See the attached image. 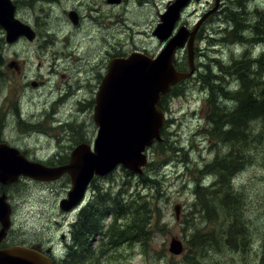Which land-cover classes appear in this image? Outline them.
Returning <instances> with one entry per match:
<instances>
[{"label": "rangeland", "instance_id": "rangeland-1", "mask_svg": "<svg viewBox=\"0 0 264 264\" xmlns=\"http://www.w3.org/2000/svg\"><path fill=\"white\" fill-rule=\"evenodd\" d=\"M109 1L13 0L18 10L17 18L33 29L36 39L29 42L22 38L10 45L6 43L3 32L4 44H0L4 59L0 66L1 134L4 142L20 149L32 161L59 166L65 164V158L78 145H93L98 133L94 122L96 96L92 94L94 75L102 72V67L108 68L113 59L125 58L133 52H144L154 57L165 48L153 32L169 0ZM239 1L222 0L216 8L215 0L197 3L194 0L185 11L182 22L189 23L190 27L202 16H206L204 22L207 20V23L197 43L195 76L179 86L178 91L175 89L164 104L168 125L163 129L162 137H167L166 147L158 148L161 143H157L146 150L150 164L143 170L142 176L119 167L106 176L108 179L99 178L95 183L98 187L90 190L92 200L86 197L83 203L91 202V209L99 211V217H108L110 225L116 202L123 209L131 207L138 210L139 205L147 202L151 204L150 208L159 209V213L152 216L155 224L149 230L148 246L144 247L138 241L109 245L110 239L103 238L102 242L93 243V249L98 254L88 264H189L191 257L202 260V264H260V261L264 264V122L253 124L256 128L254 142V131L249 129L246 133L250 134V138L241 137L234 143L223 138L219 131L215 135L209 133L205 118L211 110L207 99L211 90L208 89L209 83H204L206 73L208 76L211 71L219 73V63L227 66L240 58L244 49L254 50V41L248 40L241 47L232 44L235 40L228 36L233 28L231 19L236 13L245 15L236 18L237 24L246 27L245 36L252 32L248 28L258 20L254 18L259 10L254 9L251 3L245 1L241 4ZM260 2L258 8L264 9V2ZM71 11L80 16L78 25H74L69 18ZM214 14L217 16L212 18ZM54 48L72 57L68 61L62 60L59 69L64 70L55 72L53 78L46 82L44 80L52 76L49 72L50 61L55 60L51 51ZM256 48L258 57L264 45ZM82 58H86V68L91 71L89 74L78 72L82 69L79 66V59ZM176 61L184 66L181 70L189 69L187 51L179 50ZM12 62H16L19 70L11 67ZM258 74L256 71L252 77L258 80L261 77ZM27 80L30 81L25 84ZM231 81L230 86H233V79ZM32 82L43 84L33 86ZM81 86L87 88L85 93L80 90ZM253 93L256 95L258 91L253 90ZM78 100L84 101L82 105L92 100V108L83 111ZM219 103L225 106L223 110L233 111L236 99L232 97L227 101L219 98ZM19 119L23 123H31L35 133L25 135L21 132ZM38 132H42L44 138L42 134L37 136ZM178 149L180 151L177 152ZM245 149L247 153H241ZM158 150L161 153L164 150V155H159ZM236 152L246 154L250 159L243 161L244 167L230 179L237 203L242 208L239 215L230 216L218 207L220 200L229 196V188L226 185L216 186L215 193L206 198L195 188L197 176L194 171L198 163L203 165L205 160L213 175L206 176L205 171V175L199 176L198 183L208 178L211 181L215 177L218 179V169L211 164ZM70 189L69 179L44 183L25 177L6 187L13 207V226L0 247L40 244L45 250L54 245L55 255L62 249L60 245L71 243L72 224L79 211L71 214L60 209L61 200L67 197ZM238 194H241L240 198ZM206 205L209 216L205 213ZM216 210L217 216L214 215ZM129 212L123 222L125 227L132 223ZM61 234L66 235L64 244ZM195 235L198 241L203 237L206 241L198 248L189 244ZM233 235L236 237L235 246L227 242ZM173 239L183 242L184 250L179 256L169 252ZM55 256L63 259L60 252Z\"/></svg>", "mask_w": 264, "mask_h": 264}, {"label": "water", "instance_id": "water-1", "mask_svg": "<svg viewBox=\"0 0 264 264\" xmlns=\"http://www.w3.org/2000/svg\"><path fill=\"white\" fill-rule=\"evenodd\" d=\"M216 8L220 0H216ZM118 2L110 0L109 3ZM190 0H175L160 16V23L153 35L162 43L163 51L151 58L142 53H133L128 58L113 59L103 79L96 98L94 122L97 137L92 145H80L73 150L67 165L48 167L30 161L19 149L7 143H0V245L12 228V205L5 191L7 186L22 177L39 182L57 181L69 174L71 189L60 203L64 212L79 206L85 199L87 188L94 176L104 177L123 166L135 174H142L148 165L145 154L155 141H161L160 131L165 116L158 109L161 97L172 87L192 76L194 68V41L203 23L202 19L193 29L181 27L174 30L181 11ZM69 18L74 25L78 15L72 11ZM0 28L5 31L7 44H14L24 38L34 42L35 32L29 25L17 18V6L13 0H0ZM188 44L191 72H179L174 64L179 49ZM179 213V207L176 208ZM183 243L173 239L169 252L174 256L183 253ZM37 249L26 246L0 248V264H54L52 258Z\"/></svg>", "mask_w": 264, "mask_h": 264}, {"label": "trees", "instance_id": "trees-1", "mask_svg": "<svg viewBox=\"0 0 264 264\" xmlns=\"http://www.w3.org/2000/svg\"><path fill=\"white\" fill-rule=\"evenodd\" d=\"M239 2H241V4H244L242 2H245V0H240ZM237 16L244 17L245 15L236 13L234 18L231 19L230 24L233 28L231 30V34H229L230 36H228L234 38L235 41L232 44H240L241 47H243L245 46V43L251 39L252 41H254L253 46L255 50H253L252 48L249 50L244 49L240 58H238L234 63H231L227 66L219 63V73L213 74L211 71L210 76H208V74L206 73V76L204 77V83H209L208 89L211 90V94L210 98L207 97V99L208 106L212 109V111L210 112L211 114L209 115L210 123L207 131L213 135L216 134V131H219L223 136H230L229 139H227L228 141L231 142V140H237L232 141L235 143L238 142L241 137L250 138V134L246 132L251 129V132L254 131L252 132V142H254L253 139L255 136L256 128L253 127V124L255 122H264V58H261V55L258 58L255 57L257 51L256 47L258 45L264 44V9L259 10L257 16L254 18L255 20H258H256L251 28H248L249 31H252L249 35H252L253 38L249 35H244V33L246 32V27L237 24ZM242 34L245 37L244 39H242ZM3 36V31L0 29L1 45L4 44ZM1 49L2 47L0 46V66L2 65V63H4ZM206 69L210 70V67L206 66ZM256 71L259 73L258 75L261 76L258 80L257 78L254 79L252 77L253 75H256ZM227 78H229V82H226ZM232 79L234 81V85L230 86V84H232ZM184 83L185 82L180 83L178 86H176L171 92V95L175 89L178 91V87ZM210 84H212L211 87L209 86ZM253 90L258 91V93H256L255 95V93H253ZM232 97L236 99V106L234 107L233 111L227 112L223 110L222 107L225 108V106H221V104L219 103V98L228 101ZM212 129H215V131H213ZM225 129L227 130V132ZM2 132L3 131L0 128V143L2 142ZM159 147L165 148L166 145L159 144ZM246 149L245 152L243 150L241 151V153H247ZM235 150L237 151V149ZM173 151L176 152V149H174ZM178 151L180 150L178 149L177 152ZM157 152L159 155L161 154V156L165 153L164 150V153L159 152V150ZM248 159L250 158L248 156L246 157V154H239V152H236L230 153L222 159L215 160L212 164V167L215 169L217 167L218 171H216L218 172V179H216L215 177L213 180L214 183H212L210 187H202L201 184L203 182L199 184V178H197V184L195 187L197 192L202 193L206 198H208V196H211L215 193L216 186L226 185V187H228L230 190L229 196H226L225 199H221L218 207L219 209H222L224 213L230 216L239 215L242 211V208L237 203L236 193L230 185V179L232 176L238 175L240 170L244 167V164H242L244 163L243 161ZM56 160H58V158H56ZM44 164L52 166V163ZM240 195L238 194V198H240ZM119 204L120 203L118 202L113 204V210L117 212L115 217L116 220H114V223L111 224L112 226L110 225L106 230V238L110 239L109 245H122L123 243L129 241H138L144 247H147L149 230H151L153 224H155L152 222V216H156V214L159 213V209L150 208L151 204H149L148 202L139 205L138 210L131 209V207L123 209ZM204 208L207 209L205 213L207 216H209L207 205ZM128 211H130L128 215L132 220V223H130L126 227L124 225L120 226L117 222V219L125 220V216L127 215ZM217 212L218 210H216L214 215L217 216ZM99 214L100 212L96 209H89L86 206L80 210L74 224L72 225V244L69 247L71 248V250L69 252L67 250L66 254L63 256V259L60 258L61 260L56 257L55 264H88V261L94 259L93 256L97 255L98 252H96L92 247L94 240L89 239L88 237L95 236L97 233H100L102 231L100 229L101 227H99V225L97 224V219L94 217L95 215H98L97 217H99ZM236 228L240 229L239 226H237ZM204 238L205 237L201 238L200 241H198V237L195 235L189 241V244L191 245V247L198 248L206 242L203 240ZM235 239L236 237L233 235L232 239L228 238L227 242L231 246H235ZM101 253L104 254L105 251L101 249ZM189 264H202V260L197 261L196 259H194V257H191V259L189 260Z\"/></svg>", "mask_w": 264, "mask_h": 264}, {"label": "flooded vegetation", "instance_id": "flooded-vegetation-1", "mask_svg": "<svg viewBox=\"0 0 264 264\" xmlns=\"http://www.w3.org/2000/svg\"><path fill=\"white\" fill-rule=\"evenodd\" d=\"M170 1H172V0H169L167 3H169ZM193 1L194 0H190V3H189V5H188V8L187 9H189L190 8V6L192 5V3H193ZM201 0H195V2L197 3V2H200ZM222 1V0H221ZM246 2H248V3H250L251 2V4H254L255 6V9L256 10H262V9H259L258 8V6H259V1H261V0H245ZM250 1V2H249ZM262 2H264V1H262ZM258 3V4H257ZM221 4V3H220ZM215 5H216V3H215ZM215 5H214V7H215ZM214 7H213V9H214ZM186 9V10H187ZM212 9V10H213ZM185 10V11H186ZM212 10H211V12H212ZM185 11H184V13H185ZM183 13V14H184ZM220 14H222V15H224L223 13H220ZM215 16H217L216 14H214L213 16H212V18L213 17H215ZM203 17V16H202ZM201 17V18H202ZM200 18V19H201ZM199 19V20H200ZM198 20V21H199ZM197 21V22H198ZM207 21V20H206ZM211 21V20H210ZM196 22V23H197ZM80 23V16L78 15V23H77V25ZM196 23L194 24V26H191L190 27V25H189V23H187V22H185V23H183L182 22V19H181V22L178 24V27H181V26H186V27H188L190 30L191 29H193V27H195L196 26ZM207 22H205L202 26H201V28L199 29V31L197 32V34H196V37H195V42H194V44H195V49L197 48V43H198V41L201 39V37H202V29H203V27H204V25L206 24ZM205 39V38H204ZM65 47H67V45H65ZM52 51V53L54 54V56H55V60H51L50 61V67H51V71L49 72V75H52L51 77H49L48 79H46V80H44V81H50V79H52L53 78V76L55 75V72L56 73H61L64 69L62 68V70H60L59 68H61V63H62V60H67L68 61V59L70 58V57H72L71 56V54H68V53H66V52H63V53H60L59 51H57V50H55V48L54 49H52L51 50ZM144 53V52H143ZM195 53H196V51H195ZM72 54H74L73 52H72ZM76 54V53H75ZM195 59H196V56H195ZM80 61H79V66H82V69H78V72H79V74H81V75H83V74H89L91 71L88 69V68H86V58H82V59H79ZM11 67H15L16 68V70H19V66L16 64V62H12V64H11ZM175 67L177 68V70H179V71H184V72H186V70H181V68H184V66L183 65H180V63L179 62H177V61H175ZM97 68L99 69V66H97ZM108 68H109V66H108ZM108 68L105 66V67H102L101 68V71L102 72H99V73H97L98 75H94V79H95V88H93V91H92V94L94 95V96H96L97 95V93H98V90H99V88H100V86H101V84H102V82H103V79H104V77L106 76V74H107V72H108ZM92 74V73H91ZM45 78V77H44ZM91 79V78H90ZM29 81L30 80H27V82H25V84H28L29 83ZM33 83V82H32ZM40 84H43V83H39V82H34L33 83V86L34 85H36V86H38V85H40ZM27 87H28V85H27ZM85 89L87 90V88H85L84 86H81L80 87V90H82V92L83 93H85ZM94 89H95V91H94ZM69 95V94H68ZM96 99V98H95ZM84 101H80V100H78V104L80 105V107L81 108H83V111H85V110H90L91 108H92V100H89L88 102H85L83 105H82V103H83ZM165 102H166V100H164V99H162L161 100V102H160V104H159V106H158V109H160L161 111H162V113H163V115L166 117V122H165V126H164V128L163 129H165L166 127H167V125H168V118H167V108L164 106V104H165ZM94 103H95V101H94ZM31 106H33V105H31ZM212 111V109L206 114V116L207 117H205L206 119H207V121H208V124L210 123V118H209V115L211 114L210 112ZM37 116H39V115H37ZM18 123H21L20 124V126H19V130L21 131V132H24V134L25 135H27V133H33V130H32V128H29V126L30 127H32L31 125V123H23V122H21V120L19 119L18 120ZM22 125V126H21ZM23 125H25V126H27L25 129H23L24 127H23ZM227 125V124H226ZM225 125V126H226ZM29 128V130L28 131H26L27 129ZM31 129V130H30ZM35 133V132H34ZM40 133V134H39ZM42 133L41 132H38L37 133V136H40ZM42 137L44 138V135L42 134ZM1 143H7V142H4L3 141V139H2V142ZM161 144H165L166 145V143H167V137H165L164 139H163V137H162V141L160 142ZM158 148H159V144H158ZM155 149H157V147L155 148ZM186 153H187V151H185ZM184 152V155H187L186 153ZM154 153H155V151H154ZM67 155H65V156H63L62 158H65ZM69 161H70V155H68L67 156V158H65V164L64 163H62L61 165H59V166H63V165H66V164H68L69 163ZM189 159L187 160V168L189 169ZM204 163H206L205 162V160L203 161ZM150 164V163H149ZM206 165H208V166H210L209 164H203V165H201L200 163H198V165L196 166V169H195V171H194V174H196V176H197V178H199V176H202V175H205V171H207V174H206V176H209L212 172L211 171H209L208 169L210 168H208V166H206ZM59 166H54V167H59ZM206 166V167H205ZM52 167V166H51ZM202 167V168H201ZM200 168V169H199ZM207 168V169H206ZM202 169H205V170H202ZM211 172V173H210ZM144 173V172H143ZM143 173L140 175V176H142L143 175ZM200 174V175H199ZM213 175V173L211 174V176ZM99 178H102V179H108L106 176H104V177H94L93 178V181L91 182V184L89 185V187H88V190H87V197H88V199L89 200H92V198H91V196H90V190L92 189V188H94V187H98V185L96 184L95 185V183L96 182H98L97 180L99 179ZM61 179H66V180H70V176L68 175V174H66V175H64ZM119 194V193H118ZM64 199V198H63ZM122 199V198H121ZM84 206H86V207H88L89 209H91V202H88L86 205H84ZM81 210V207L80 208H75V209H73V210H71L70 212H71V214H75V213H77L78 211H80ZM64 212V211H63ZM64 213H67V212H64ZM96 219H97V224L99 225V227H101L100 229L102 230L100 233H97L95 236H91V237H88L89 239H93L94 240V243L95 242H97V241H100V242H102V240H103V238H104V240H105V238H106V236H107V233H106V229H107V227L110 225V223H109V218L108 217H97L96 215L94 216ZM114 220H116V218L114 217H111V224H113V222H114ZM117 222H118V224L120 225V226H123V222H124V220H122V219H117ZM74 224V223H73ZM72 224V225H73ZM120 228H122V227H120ZM60 239L62 240V243L64 244L65 243V239H66V235L65 234H61V236H60ZM71 244H72V241H71V243H69V244H64V245H60V248H62L61 250L59 249V252L62 254V255H65L66 254V252H67V250L69 249V247L71 246ZM19 246H21V245H19ZM13 247V246H12ZM27 247H29V246H27ZM92 247H93V245H92ZM30 248H33V249H37L38 251H40V252H42V253H45L46 254V251L48 250V249H50L51 250V252L49 253V254H47L50 258H54V256L56 255V254H58L59 252H57L55 255H54V253H55V251H56V249H55V247H54V245L52 246H50V247H48V248H46L45 250H43V247L40 245V244H38V245H33V246H30ZM4 249H6V248H4Z\"/></svg>", "mask_w": 264, "mask_h": 264}, {"label": "bare ground", "instance_id": "bare-ground-1", "mask_svg": "<svg viewBox=\"0 0 264 264\" xmlns=\"http://www.w3.org/2000/svg\"><path fill=\"white\" fill-rule=\"evenodd\" d=\"M32 1V0H31ZM199 1V0H198ZM264 1V0H263ZM250 2V1H249ZM261 2H262V0H261ZM260 2V3H261ZM32 3V2H31ZM190 3V2H189ZM251 3V2H250ZM255 4V3H254ZM253 4V5H254ZM258 4V3H257ZM54 5V4H53ZM189 5V4H188ZM188 5L185 7V10L188 8ZM51 6V5H50ZM239 6V5H238ZM255 6V5H254ZM255 9V8H254ZM184 10V11H185ZM263 10V9H262ZM236 13V12H235ZM225 15V14H224ZM183 18V15H182V17H181V19ZM204 18H206V16H204L203 18H201L197 23H196V25L202 20V19H204ZM181 19H180V21L177 23V26H176V33L178 32V30H179V27H178V24L181 22ZM226 22V21H225ZM228 26H229V24H228ZM181 27H186V26H181ZM188 28V27H187ZM1 29V28H0ZM253 29V28H252ZM2 30V29H1ZM33 30V29H32ZM188 30H190L189 28H188ZM251 30V29H250ZM4 33H5V31L4 30H2ZM191 31V30H190ZM250 32V31H249ZM6 35V34H5ZM243 35V34H242ZM245 35V34H244ZM230 36V35H229ZM254 36V35H253ZM247 38V37H246ZM253 38V37H252ZM256 38V37H255ZM22 39V38H21ZM36 39V38H35ZM257 39V38H256ZM221 40V39H220ZM251 40V39H250ZM255 40V39H254ZM247 41V40H246ZM259 41V40H258ZM195 42V41H194ZM239 42V41H238ZM256 42V41H255ZM244 43V42H243ZM257 44V43H256ZM237 45V44H236ZM262 45H264V44H262ZM239 46H240V44H239ZM179 50H185V51H187L188 52V44H186L185 45V47L184 48H181V49H179ZM255 50V49H254ZM262 52L261 53H259L258 54V57H260V55H261V58H264V49L263 50H261ZM259 52V51H258ZM256 57H257V55H256ZM257 57V58H258ZM252 59V58H251ZM256 63V62H255ZM260 77V76H259ZM253 81V80H252ZM183 82H186L185 80H182V81H180L179 83H177L176 84V86H178L180 83H183ZM77 124V123H76ZM25 126V125H24ZM23 126V127H24ZM28 126V125H27ZM27 126H25L23 129H25ZM32 127H33V125H31ZM79 126V125H78ZM32 127H30L29 126V128H32ZM70 127V126H69ZM68 127V128H69ZM0 128L1 129H3L2 127H1V125H0ZM29 128L26 130V131H28L29 130ZM70 128H72V127H70ZM233 129V128H232ZM31 130V129H30ZM226 130V129H225ZM3 131V130H2ZM70 132V131H69ZM226 132H227V130H226ZM225 132V133H226ZM231 132V131H230ZM42 133V132H41ZM34 134V133H33ZM4 135H5V133H4ZM225 135V134H224ZM229 137L230 136H224L223 138H225V139H229ZM233 138H235V137H233ZM231 139V138H230ZM239 139V138H238ZM235 140V139H234ZM161 141H162V137H161ZM161 141H159L158 143H160ZM225 141V140H224ZM230 142V141H229ZM232 142V141H231ZM40 145V144H39ZM232 148V147H231ZM63 151V150H62ZM230 163V162H229ZM232 163H233V161H232ZM204 164H206V163H204ZM208 164V163H207ZM67 165V164H66ZM148 165H149V159H148ZM147 165V166H148ZM212 165V164H211ZM64 166V165H63ZM146 166V167H147ZM206 166H208V165H206ZM205 166V167H206ZM60 167V166H59ZM146 167H144L143 169H142V173H143V170L146 168ZM210 166H208V168H209ZM231 167V166H230ZM202 168V167H201ZM200 169V168H199ZM207 169V168H206ZM233 169V168H232ZM231 169V170H232ZM202 170H205V169H202ZM209 171L211 170V169H208ZM207 172V171H206ZM132 173V172H131ZM211 173V172H210ZM133 174H135V173H133ZM212 174V173H211ZM211 174L209 175V177L211 176ZM135 175H141V174H135ZM93 181V179L91 180V182ZM217 181V180H216ZM91 182H90V184H91ZM205 182V183H204ZM212 183H214L213 181H211V180H209V178L207 179V180H205V181H203V183L201 184V186L202 187H210L211 185H212ZM89 184V185H90ZM89 187V186H88ZM87 190H88V188H87ZM7 191V190H6ZM1 192H2V189H1ZM86 194H87V192H86ZM12 210H13V208H12ZM177 212V211H176ZM179 216V213H177V217ZM12 217H13V212H12ZM114 223V222H113ZM205 225V224H204ZM110 226V225H109ZM108 226V227H109ZM107 227V228H108ZM204 228V227H203ZM107 230V229H106ZM208 234V233H207ZM4 242V241H3ZM2 242V243H3ZM27 247V246H26ZM30 248V247H29ZM71 250V248H69L68 249V252ZM62 256H64V255H62ZM57 257V256H56ZM58 258H59V256H58ZM62 258V257H61ZM66 258V257H65ZM59 260H61L60 258H59Z\"/></svg>", "mask_w": 264, "mask_h": 264}]
</instances>
